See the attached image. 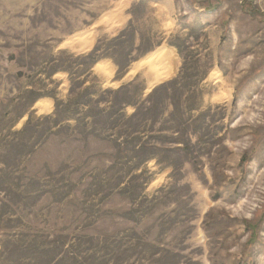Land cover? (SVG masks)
<instances>
[{
  "label": "rangeland",
  "instance_id": "1",
  "mask_svg": "<svg viewBox=\"0 0 264 264\" xmlns=\"http://www.w3.org/2000/svg\"><path fill=\"white\" fill-rule=\"evenodd\" d=\"M0 264H264V0H0Z\"/></svg>",
  "mask_w": 264,
  "mask_h": 264
},
{
  "label": "trees",
  "instance_id": "2",
  "mask_svg": "<svg viewBox=\"0 0 264 264\" xmlns=\"http://www.w3.org/2000/svg\"><path fill=\"white\" fill-rule=\"evenodd\" d=\"M97 51V48L95 47L94 49H93V51H91V53H89L87 56H91V55H95V52ZM102 57H104V56H97V57H93V59H94V62H93V59H91L92 61V63H96V61L98 62L99 60H100V58H102ZM117 64V66H118V70H117V77L118 78H122L123 76H124V74H126V69H127V66H128V64H126V65H121L120 63H116ZM133 81H129V82H127V83H124V84H122V85H120L119 86V88H117L114 92H115V94L118 92H123L124 90H126V88L132 83ZM167 83H164L163 85H161V86H164V85H166ZM141 91H140V93H138L137 95H136V98H138L139 99V97L141 96ZM134 98V97H133ZM132 98H130V99H128V100H122L121 102H118V103H120V105L123 107V106H127V105H130V104H132V105H134L135 107L137 106V103L135 102V101H133V100H131ZM116 105H117V103H116ZM143 128L142 127H140V126H132V130H131V133H136L135 135H137V134H139V133H141L143 130H142ZM147 146V144H146V142L145 141H142V142H139V143H137L136 145H135V148H134V151H135V149H136V152L137 151H140V150H143V148L144 147H146Z\"/></svg>",
  "mask_w": 264,
  "mask_h": 264
},
{
  "label": "bare ground",
  "instance_id": "3",
  "mask_svg": "<svg viewBox=\"0 0 264 264\" xmlns=\"http://www.w3.org/2000/svg\"><path fill=\"white\" fill-rule=\"evenodd\" d=\"M163 53H164V51L162 50V51H160V52H158V54L157 55H155V56H153L152 58H147V59H144V60H142V61H140L139 62V65H143V64H145V63H149V62H151V63H153L152 61L153 60H155L156 61V58L158 59V58H161V56H163ZM168 56V55H167ZM168 58V57H167ZM166 58V59H167ZM167 60H169V58L167 59ZM166 62V61H165ZM157 64V63H156ZM101 66V61H98V62H96L95 63V67H100ZM159 72V71H158Z\"/></svg>",
  "mask_w": 264,
  "mask_h": 264
}]
</instances>
